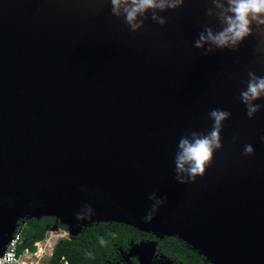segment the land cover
I'll use <instances>...</instances> for the list:
<instances>
[{
  "label": "water",
  "instance_id": "obj_1",
  "mask_svg": "<svg viewBox=\"0 0 264 264\" xmlns=\"http://www.w3.org/2000/svg\"><path fill=\"white\" fill-rule=\"evenodd\" d=\"M126 6L0 0V255L22 219L51 216L72 236L122 223L212 264H264V93L252 118L241 96L249 73L264 78V25L219 47L200 41L227 26L214 0L150 8L136 30ZM213 110L230 115L193 179L179 144L209 135ZM155 252L142 241L126 258L155 264Z\"/></svg>",
  "mask_w": 264,
  "mask_h": 264
},
{
  "label": "clouds",
  "instance_id": "obj_2",
  "mask_svg": "<svg viewBox=\"0 0 264 264\" xmlns=\"http://www.w3.org/2000/svg\"><path fill=\"white\" fill-rule=\"evenodd\" d=\"M113 5V13L117 16L121 13L122 5L126 22L133 30L138 29L141 25L136 23L137 16L145 13L150 8L166 7L176 8L183 3V0H111ZM217 7L222 10L221 19L226 22V27L218 34H213L211 29H208L207 36L201 34L200 41L211 40L219 47H226L229 44L235 45L244 37L250 34V25L255 21L257 24L264 25V0H227L228 7L225 8L219 0H214ZM230 13V15H229ZM212 15L211 10L208 12ZM154 20H158L160 24H164L165 20L157 16H153ZM197 41V47H203V44ZM252 80L249 81L247 91L241 93L243 102L247 105V116L252 118L257 111L259 105H253L252 101L258 99L261 93H264V78H258L253 73H249ZM230 114L222 110H213L211 116L215 121L213 130L207 136L200 137L193 133L194 142L187 138L181 140L179 147L181 152L177 158L178 171H188L193 179L197 175H202L205 172L206 165L211 161L214 148H219L220 145V130L222 122L228 118ZM253 152L251 145L245 146V154ZM189 165V168H185ZM155 216V209L150 211L145 217V222H151ZM82 215H78L77 219H83ZM101 244L104 243L101 239Z\"/></svg>",
  "mask_w": 264,
  "mask_h": 264
},
{
  "label": "trees",
  "instance_id": "obj_3",
  "mask_svg": "<svg viewBox=\"0 0 264 264\" xmlns=\"http://www.w3.org/2000/svg\"><path fill=\"white\" fill-rule=\"evenodd\" d=\"M24 233L23 247L33 250L36 244L46 237L47 231L57 221L56 217H28ZM101 239L104 243L101 244ZM158 241L157 256L160 259H171L175 264H212L198 251L193 250L184 240L166 236L158 240L154 234L140 231L130 225L101 222L84 227L77 236L71 239L61 238L49 258L50 264H128L124 254L134 244L145 240ZM133 264H139L136 258Z\"/></svg>",
  "mask_w": 264,
  "mask_h": 264
},
{
  "label": "built area",
  "instance_id": "obj_4",
  "mask_svg": "<svg viewBox=\"0 0 264 264\" xmlns=\"http://www.w3.org/2000/svg\"><path fill=\"white\" fill-rule=\"evenodd\" d=\"M26 228L27 220L22 219L12 239L0 255V264H45L46 259L51 258L54 247L61 238L71 239L73 237L68 227L57 221L49 228L46 237L36 244L35 249L31 250L23 247Z\"/></svg>",
  "mask_w": 264,
  "mask_h": 264
},
{
  "label": "flooded vegetation",
  "instance_id": "obj_5",
  "mask_svg": "<svg viewBox=\"0 0 264 264\" xmlns=\"http://www.w3.org/2000/svg\"><path fill=\"white\" fill-rule=\"evenodd\" d=\"M154 236L158 239V240H163L164 238H165V236H158V235H156V234H154ZM145 241H154L155 243H156V252H155V257H154V260H153V262L155 263V264H162L163 262H165V261H171V262H173L171 259H160V258H158V256H157V245H158V241L157 240H154V239H150V240H145ZM189 245V244H188ZM191 247V246H190ZM192 248V247H191ZM193 249V248H192ZM194 250V249H193ZM195 251H197V250H195ZM124 257H125V259L127 260V262H128V264L131 262L132 264H133V262H132V259L133 258H136L137 260H138V257H131L130 259H127L126 258V253L124 254ZM205 261H207V259H206V257H205ZM138 263H139V261H138ZM174 263V262H173ZM175 264V263H174ZM177 264H184V263H177Z\"/></svg>",
  "mask_w": 264,
  "mask_h": 264
},
{
  "label": "rangeland",
  "instance_id": "obj_6",
  "mask_svg": "<svg viewBox=\"0 0 264 264\" xmlns=\"http://www.w3.org/2000/svg\"><path fill=\"white\" fill-rule=\"evenodd\" d=\"M28 261H29V260H28ZM47 263L49 264V260H48V259H46V261H45V264H47ZM64 264H65V263H64Z\"/></svg>",
  "mask_w": 264,
  "mask_h": 264
}]
</instances>
